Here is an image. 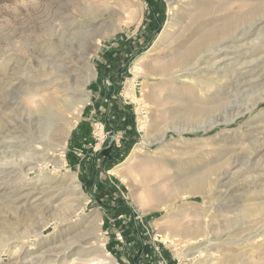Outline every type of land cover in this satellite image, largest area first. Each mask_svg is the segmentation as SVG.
<instances>
[{
	"label": "rangeland",
	"instance_id": "rangeland-1",
	"mask_svg": "<svg viewBox=\"0 0 264 264\" xmlns=\"http://www.w3.org/2000/svg\"><path fill=\"white\" fill-rule=\"evenodd\" d=\"M65 1L72 4V0ZM89 1H100L110 9L108 26L114 31L92 54L96 77L88 84L90 101L64 139L61 158L55 147L58 136L41 140L38 121L32 115L37 110L33 93L39 85L22 84L21 79L22 65L28 60L26 39L39 41V31H44L41 28L45 23L60 21L61 17L53 13L58 2L0 0V264H70L75 258L90 261L84 264H107L109 259L114 264H200L199 250L219 251L227 256L243 253L241 264H264V249L249 246L264 238V210L257 217L242 213L249 199L257 205L264 204V22L259 24L261 33L255 43L262 57H250L251 64L241 69L238 61L232 63L240 71L230 74L232 80L228 75L223 80H230L225 87L236 89L234 107H249L250 114L235 124L229 119L233 104L220 108V114L227 119L221 123L230 125L213 132L211 139L205 141L227 150L226 156L213 157L209 147H203L205 152L200 153L205 163L214 166L223 159L237 160L238 166L232 171L235 175L214 180L218 194L208 205L202 204L201 197L180 199L179 206L201 203L202 213L210 215L205 220L187 215L183 222L175 215L168 217L165 210L144 211L150 207L151 197L137 188L142 178L136 177L138 171L134 168L142 160L155 159L160 166L154 165V169L161 167L172 174L175 162L193 160L184 155L186 145L205 141L185 142L175 135L174 139L168 137L164 143L148 146L142 155L132 157L144 136L140 116L147 117L148 125L156 123L161 128L160 132H151L153 139L162 130L171 134L182 130L186 119L162 117L161 112L171 105L158 106L155 97L174 95L166 81L142 76L136 80V87H128V82L134 77L139 60L153 48L169 19L170 8L177 6L176 11L182 12L192 0H177L175 6L170 0H150L152 5L148 0ZM40 17L46 22L42 23ZM255 26L250 28L249 41L258 37ZM100 124L107 134L104 141L94 135ZM29 165L37 167L30 171ZM155 182H151V187ZM28 192L33 196L29 203L25 198ZM229 212L232 214L226 216ZM198 222L200 226L196 225ZM178 225L186 229H175ZM254 237L257 238L251 241ZM218 258V264H225L223 255Z\"/></svg>",
	"mask_w": 264,
	"mask_h": 264
},
{
	"label": "bare ground",
	"instance_id": "bare-ground-1",
	"mask_svg": "<svg viewBox=\"0 0 264 264\" xmlns=\"http://www.w3.org/2000/svg\"><path fill=\"white\" fill-rule=\"evenodd\" d=\"M88 1L72 0V5L67 1L64 3V0H53V2H58V7H55L53 11L54 16L57 18L60 16V21L57 20L54 23L41 25L43 26L41 29H44L43 32L39 31L42 40L26 39L25 42L28 60L26 64L22 65V84L39 85L33 93L35 100L32 101L37 110L36 112L33 111L32 115H35L38 121L37 125L40 130L41 140H49L55 134L58 136L59 139L55 147L60 152L61 158L64 157L65 146L62 145L64 139L82 116L84 108L90 101L87 88L91 80L96 77V73L91 66L92 54L102 44L103 39L110 36L114 31L110 25L108 26L109 19L112 17L111 12L108 13L110 9L108 10L104 7L100 1ZM170 1L172 6H175L177 3V0ZM176 7L170 8L169 19L159 34L153 48L148 52V54L150 52H153V54L150 53V56L146 54L144 58L139 60L138 66H136L135 71L132 73L134 77L128 82V87H136V80L142 76L159 78L162 82L166 81V86L170 87L174 95L165 96V98L155 97V103L158 106L171 105L170 108L164 109L161 112L162 117H166V115L172 119L176 116H179V118L180 116L184 117L186 119L183 125L184 128L174 131L172 134L162 130L163 133H159L160 136L158 135L157 138L154 137L155 139H153L150 135L151 132H160L161 128L156 123L148 125L145 120L146 116H140L139 126L140 130L144 132V136L137 145L132 157L142 155L148 146L164 143L168 137L174 139L176 135L183 141H191L192 143L199 140L207 141L211 139L213 132H218L228 127L230 124L221 123L222 120L227 119L224 117V114H220V108L225 105H227V108L228 104L231 103L230 105H232L234 103V98H236L234 97V91L236 89L233 90L230 87H225L230 84V80L227 82H223V80H226V75L230 76L232 80V73L235 74L239 70L232 63H237L238 61L241 69L247 64H251L253 60L250 61V57L252 59L262 57H259L262 51L260 48H255V43L259 41L261 33L259 24H263L264 22V0H192L189 3V7L183 9L182 12L176 11ZM43 14L40 15L42 16ZM47 16L49 17V15ZM49 18H51V14ZM41 19L44 20L45 18ZM47 20L49 21L50 19ZM44 22L46 20L42 23ZM252 26L256 27L257 33H255L258 37L255 40L251 39L252 41H249L250 28ZM39 32L38 35H40ZM157 49L160 51L155 52ZM246 78L248 79V77ZM146 82L149 81L147 80ZM146 82L144 86H147ZM149 97L153 98L154 95H149ZM232 107L233 112L229 118L232 123L240 124L250 114L249 107L246 109L237 108L234 107V104ZM206 141L203 144H197L198 146L188 143L189 145H186L184 155L186 157H193V160L175 162L171 168L173 170L172 174L161 167L154 169V165L160 166V163L155 159L142 160L135 166L134 169L138 171L136 177L140 175L142 178L141 183H139L140 185L138 187L136 185V187L140 189L139 191L151 197V200L149 199L151 205L147 210H144L145 212L161 209L167 212L168 217L175 215L176 217L183 218L189 215L200 220L209 218L210 215L208 216L205 212L202 213L201 206L202 204H210L214 197L216 198L218 186L216 187L214 180L219 178L227 179L230 176H234L235 173L233 174L232 171L238 166L236 165L238 163L237 160H229L228 158L227 160L223 159V162L216 166L205 163L204 157L200 155L201 152H205V147L212 148L213 154H211L213 157L224 154L226 156L227 151L217 144L213 145L212 143H206ZM170 154L172 153L170 152ZM249 154L252 155L250 152ZM33 157L35 156L33 155ZM23 158L26 159V156H23ZM29 166L30 171L35 170L37 167ZM226 166L229 168L223 170ZM41 167L39 165V168ZM117 172H119L118 169ZM152 181H156L153 187H151ZM39 183L41 182L39 181ZM76 188L78 189L79 185ZM191 197H201L202 204H190L186 206H179L177 204L180 199ZM25 198L29 203L33 196L28 192ZM34 200L36 201L38 198ZM253 200H248L250 202L243 212L240 210V212L248 217H257L264 210V204L257 205ZM81 209V207L77 208L75 212ZM230 214L232 213L229 212L226 216ZM182 220L184 222V218ZM200 224L201 222L196 223L197 226H200ZM175 229L185 230L186 228L178 225ZM212 230L215 229L212 228ZM34 233L36 235L37 231H34ZM255 238L257 237L252 238L251 241ZM201 242L199 240L198 244L201 245ZM249 246H258V248L264 249V238L253 241ZM7 248L9 246H6ZM219 255L224 256L223 263L225 264H236L244 257L243 253H232L227 256L219 251L199 250L197 255L198 263L218 264L221 261L218 258ZM79 260L75 258L70 264L90 262ZM184 260H188L186 256H184ZM240 261L237 264H241ZM106 263L114 264L111 259L106 261Z\"/></svg>",
	"mask_w": 264,
	"mask_h": 264
},
{
	"label": "built area",
	"instance_id": "built-area-1",
	"mask_svg": "<svg viewBox=\"0 0 264 264\" xmlns=\"http://www.w3.org/2000/svg\"><path fill=\"white\" fill-rule=\"evenodd\" d=\"M94 135H96L98 137V140H100V141L105 140L107 134L104 133L103 125L100 124V125L96 126Z\"/></svg>",
	"mask_w": 264,
	"mask_h": 264
},
{
	"label": "trees",
	"instance_id": "trees-1",
	"mask_svg": "<svg viewBox=\"0 0 264 264\" xmlns=\"http://www.w3.org/2000/svg\"><path fill=\"white\" fill-rule=\"evenodd\" d=\"M148 3H149L150 5H152V2H151L150 0H148Z\"/></svg>",
	"mask_w": 264,
	"mask_h": 264
}]
</instances>
